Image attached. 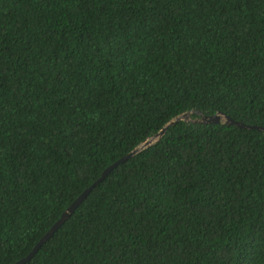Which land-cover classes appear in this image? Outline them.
<instances>
[{
    "label": "trees",
    "instance_id": "obj_1",
    "mask_svg": "<svg viewBox=\"0 0 264 264\" xmlns=\"http://www.w3.org/2000/svg\"><path fill=\"white\" fill-rule=\"evenodd\" d=\"M190 109L264 125V0H0V264ZM23 264H264V131L169 125Z\"/></svg>",
    "mask_w": 264,
    "mask_h": 264
},
{
    "label": "water",
    "instance_id": "obj_2",
    "mask_svg": "<svg viewBox=\"0 0 264 264\" xmlns=\"http://www.w3.org/2000/svg\"><path fill=\"white\" fill-rule=\"evenodd\" d=\"M192 113H196L197 117H192ZM179 120H190L194 122H222L226 124H235L239 127H248V128H256L258 130L264 131V125L260 124H255V123H246L244 121L234 119L228 114L222 112V111H215L213 113L205 114L202 113L199 109H190L183 111L174 117L170 118L164 125L156 131L154 134L151 136L145 138L141 143L137 144L134 148H132L130 151L127 153L123 154L116 160H114L112 163L107 165L100 175L92 181L87 187H85L79 194L78 196L61 212L60 216L52 223V225L46 230L44 234L38 239V241L33 245V247L28 251V253L16 261L12 262L11 264H23L27 260H29L32 255L39 249V247L44 243L54 232L55 230L70 216L72 211L76 208V206L84 199V197L89 193V191L97 184L99 183L107 174L108 172L114 168L116 165L119 163L125 161L128 159L130 156L133 154L137 153L140 151L142 148L148 146L149 144L155 142L158 140L161 135L165 132L167 127Z\"/></svg>",
    "mask_w": 264,
    "mask_h": 264
}]
</instances>
